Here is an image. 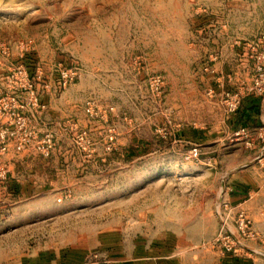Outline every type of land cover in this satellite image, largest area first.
Masks as SVG:
<instances>
[{
  "label": "rangeland",
  "instance_id": "374dc122",
  "mask_svg": "<svg viewBox=\"0 0 264 264\" xmlns=\"http://www.w3.org/2000/svg\"><path fill=\"white\" fill-rule=\"evenodd\" d=\"M234 93H264V0H0V264H264L200 188L234 138L264 170V128L194 141Z\"/></svg>",
  "mask_w": 264,
  "mask_h": 264
},
{
  "label": "crops",
  "instance_id": "0c3cea01",
  "mask_svg": "<svg viewBox=\"0 0 264 264\" xmlns=\"http://www.w3.org/2000/svg\"><path fill=\"white\" fill-rule=\"evenodd\" d=\"M240 127L247 131L255 127L264 128V93L259 96L245 95L237 111L218 125V129L215 127L217 131L211 133L209 130L196 129L193 131V138L201 146H212L221 140L220 137L226 130L235 132ZM188 136L191 138L190 130L182 131L183 139H187ZM244 145L241 138H234V171L230 172L231 178L225 187L218 182L201 185L200 188L203 191L213 192L215 198L218 197V193L225 190L229 193L230 206L234 209H243L253 221L262 224L264 222V181L258 183L257 177H263L264 170L255 161L254 154ZM216 201L215 199L214 202ZM201 203L203 207L207 206L203 201Z\"/></svg>",
  "mask_w": 264,
  "mask_h": 264
},
{
  "label": "built area",
  "instance_id": "2783aa9c",
  "mask_svg": "<svg viewBox=\"0 0 264 264\" xmlns=\"http://www.w3.org/2000/svg\"><path fill=\"white\" fill-rule=\"evenodd\" d=\"M229 100H231L233 103L231 104V106L229 107V111H236V109L238 108V106L240 105V97L234 93V95L229 96ZM238 134V133H236ZM189 155H193L196 156L197 155V149L193 148L192 150L189 151ZM243 220L240 219L239 220V229H242L243 227Z\"/></svg>",
  "mask_w": 264,
  "mask_h": 264
}]
</instances>
